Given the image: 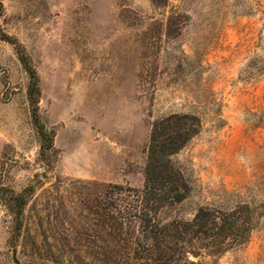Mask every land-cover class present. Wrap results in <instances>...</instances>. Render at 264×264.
Listing matches in <instances>:
<instances>
[{"label": "rangeland", "instance_id": "1", "mask_svg": "<svg viewBox=\"0 0 264 264\" xmlns=\"http://www.w3.org/2000/svg\"><path fill=\"white\" fill-rule=\"evenodd\" d=\"M173 114L200 131L172 156L190 192L160 221L248 205L246 242L190 257L264 264V0H0V264H118L103 204L143 188L153 124Z\"/></svg>", "mask_w": 264, "mask_h": 264}, {"label": "trees", "instance_id": "2", "mask_svg": "<svg viewBox=\"0 0 264 264\" xmlns=\"http://www.w3.org/2000/svg\"><path fill=\"white\" fill-rule=\"evenodd\" d=\"M157 8L167 6L168 0H150ZM33 81L29 88V100L33 105V117L39 124V99L37 75L21 57ZM38 128L45 138L43 127ZM200 131V120L190 114H173L154 122L148 144L145 183L142 189L119 186L110 201L103 204L102 226L110 237V250L116 253L118 264H199L191 255L201 257L204 250L214 248L216 255L227 249L224 244L246 242L252 230L251 210L248 205L232 212L201 209L191 221L174 220L162 223L158 215L170 205L181 202L190 192V186L181 170L172 161ZM15 211L18 228L25 199L16 195ZM238 212L248 217L237 216ZM105 234V235H106ZM132 253L121 251V244ZM114 244V245H113ZM118 251V252H117ZM106 259L110 258L105 253Z\"/></svg>", "mask_w": 264, "mask_h": 264}]
</instances>
